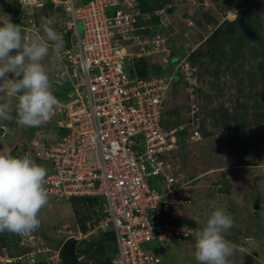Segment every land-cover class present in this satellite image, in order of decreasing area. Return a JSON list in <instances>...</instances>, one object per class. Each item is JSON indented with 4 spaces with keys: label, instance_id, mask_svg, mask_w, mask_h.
<instances>
[{
    "label": "built area",
    "instance_id": "built-area-1",
    "mask_svg": "<svg viewBox=\"0 0 264 264\" xmlns=\"http://www.w3.org/2000/svg\"><path fill=\"white\" fill-rule=\"evenodd\" d=\"M51 1L70 16L68 27L75 38L64 52L74 97L62 106L65 120L59 126L68 133L44 153L52 162L44 182L48 197L106 199V217L99 228L107 233L112 226L115 232L112 264H161L158 253L164 244L184 243L195 233L186 217L193 198L172 155L181 148L184 127L163 125L173 76L133 77L125 72V60L134 63L165 52L162 61L169 64L165 33L147 24L150 16L140 11L136 0H90L79 6L75 0ZM22 4L28 22L36 27L32 11L43 3ZM188 66L183 61L176 69L183 76ZM189 76L192 73L185 78ZM197 111L193 103L191 114ZM190 137L197 140L201 135L194 131ZM185 226L191 231H181ZM34 240L23 238L21 245L29 242L34 249L18 256L4 249L0 263L36 264L43 247ZM149 243L155 249L144 247ZM50 258L60 263L59 252Z\"/></svg>",
    "mask_w": 264,
    "mask_h": 264
},
{
    "label": "rangeland",
    "instance_id": "rangeland-1",
    "mask_svg": "<svg viewBox=\"0 0 264 264\" xmlns=\"http://www.w3.org/2000/svg\"><path fill=\"white\" fill-rule=\"evenodd\" d=\"M16 1H20L22 10V3L27 0H5L0 5V15L7 14L15 24ZM75 4L80 5L78 0ZM172 4L179 5L174 15L166 17L163 14V21L173 29L169 39L171 50L173 52L174 45L183 46V52L191 55L201 47L206 48V40L219 25L239 19L242 10H257L260 19L264 15V0H173ZM111 9L108 12L113 14L115 10ZM234 10L236 17L229 16L228 13ZM32 12L36 23L42 22V18L51 21L53 17L56 22L50 26L62 34L63 41L71 40L70 33H61L63 23L68 20L62 5L55 7L50 2L44 7L34 6ZM78 26L83 34V23L79 22ZM262 28L264 33V20ZM236 41L238 38L211 58L200 54L193 56L194 61H189V66L183 71L182 81L172 85L166 103L164 127H184L183 145L172 155L180 166L178 174L193 198L194 204L186 210V217L195 226V233L184 243L164 244L159 254L162 264H198L194 255L196 231L206 225L217 208L226 210L234 218V226L223 234L235 246L233 255L229 257L230 264H264V167L259 166L264 163V75L254 66L249 54L244 60H238L232 51L236 48ZM42 63L48 71L53 94L62 100L64 96H58V83L64 80L59 76L64 59H52L50 48L49 56ZM178 63L173 61V64ZM125 72L135 77L130 60H125ZM187 73H192V76L186 80ZM179 80L178 77L175 82ZM16 102L17 98H12L13 118L0 119V128L6 126L8 133L7 139L0 140V152L10 154L21 148L19 152L26 151L48 174L52 172V162L44 158V153L67 133L58 126L59 121H64V115L55 112L49 121L39 127L23 128L16 123ZM193 103L199 108L196 119L194 115H189ZM176 114L182 125L175 126ZM194 131L200 132V139H191ZM45 133H50V136ZM27 135L32 136L31 143L21 144L20 139L28 141L25 139L29 138ZM95 200V204L92 201L90 203L93 204H90L82 200L48 198V204L38 215L40 227L32 232L37 235L33 236L34 241L42 243L41 251L47 253L46 257L55 254L70 237L89 242L100 238L99 226L106 217V199L96 197ZM81 223L87 227L85 232ZM110 230L113 231L112 226ZM22 237L30 236L20 237L6 231L0 233V251L4 248L9 254L15 252L16 243ZM102 237L105 247L110 249L115 241L107 234H102ZM144 247L155 249L153 243ZM95 252L91 250L87 258L80 257L82 263L100 264L104 258ZM110 252L116 250L110 249ZM41 264L47 262L43 260Z\"/></svg>",
    "mask_w": 264,
    "mask_h": 264
},
{
    "label": "clouds",
    "instance_id": "clouds-1",
    "mask_svg": "<svg viewBox=\"0 0 264 264\" xmlns=\"http://www.w3.org/2000/svg\"><path fill=\"white\" fill-rule=\"evenodd\" d=\"M39 2L43 5L38 7L46 5L45 1H37ZM50 2L52 3L51 0ZM172 11L170 8L169 12ZM161 14H164V11ZM230 14L236 17L234 12ZM8 17L7 14L0 15V119L13 118L12 98H17L14 111L16 123L20 127H39L49 121L55 112L62 113L65 120L62 106L74 97L72 83L68 98L59 102L51 90L50 77L42 61L49 56L51 48L52 59H64V68L62 65L59 75L71 80L70 65L64 55L74 44L75 38L74 30L68 27L70 16L63 23L61 32L70 33L71 40L66 42L63 41L62 34L50 26L56 22L54 18H51L52 22L42 18L39 23L32 18L36 25L33 28L28 19L21 25L13 23ZM260 17L264 20V15ZM28 28L32 30L29 31ZM5 127L2 125L0 128V134L4 136L8 135ZM66 130L68 133V129ZM25 139L28 141L20 139V143H31V137ZM24 153L26 151L15 153L13 156L0 152V233L8 231L18 235H30L40 227L38 215L48 204V192L44 187L47 170ZM259 166L264 167V163ZM187 189L189 191L188 187ZM233 226L234 218L226 210L217 208L212 212L206 225L196 231L194 255L198 264H230L229 257L233 255L235 246L226 240L223 234ZM181 231L189 232L191 229L185 226ZM57 251L60 249L55 252Z\"/></svg>",
    "mask_w": 264,
    "mask_h": 264
},
{
    "label": "trees",
    "instance_id": "trees-1",
    "mask_svg": "<svg viewBox=\"0 0 264 264\" xmlns=\"http://www.w3.org/2000/svg\"><path fill=\"white\" fill-rule=\"evenodd\" d=\"M3 1L5 0H2V2H0V5L3 4ZM34 1H45L46 4L50 3V0H34ZM89 1L90 0H78L79 4H85V3H88ZM219 1H223V0H219ZM18 2L20 3V1H16V5H17L16 10L14 7V11H15L14 21L17 24L22 25V24H25V20L27 21V16H26L27 14L21 10V5ZM136 3L142 13L148 14L150 16L148 23L151 24V26H153L157 31H163L165 33L163 35L167 39L165 46L168 51L170 50L169 51L170 57L168 58L169 64L167 65H165L162 61L166 56L165 52L159 53L151 57H144V58L135 60V62L133 63V70H134L135 76L140 77V78H147L151 75H154V76L167 75L169 72L168 75L173 76V84H178L179 82L182 81L180 72L178 69H176V67L180 63H182L183 61L185 63H189V61L193 62L194 61L193 56H195L196 54H200L203 57L211 58L213 54L217 55L219 52L223 51L225 46H227V44L235 38H238V41H236L237 43L235 46L236 48H233L232 51L233 53L237 55L238 60L239 59L244 60L246 57H248V54H249L252 60L254 61L253 62L254 66L258 70H260L264 75V33H263V28H262V20L258 17L257 10L254 11L253 9H249V8L248 10L247 9L242 10L241 11L242 15L236 21L223 22L221 25L218 26V29L206 40V42H208L206 44V48L201 47L200 50H198L196 53H193L191 55L190 53L183 52V46L177 47L176 45H174L173 52H172L171 46L169 44V39L170 37H172L171 33L173 32V29H172V26L169 27V24L163 21L164 15L159 13L160 11H164V14H166V17L170 15L172 16L177 10V7L179 6L178 4H172L173 0H136ZM165 6H168V7L164 9ZM170 8L173 9V13L169 12ZM39 22L40 21H38V23ZM42 32H43V29H42ZM174 60L179 61V63L173 64ZM237 63L240 64L239 62ZM178 77L180 80L178 82L177 81L175 82V80H177ZM191 111H192V107L189 112V115H191ZM198 112H199V108H198L196 115H198ZM196 115L194 116L195 119H196ZM176 119H177V122H176L177 124L175 126L182 125L180 122L179 115L177 114H176ZM262 121L264 122V119ZM22 136L24 137L25 134H23ZM28 137H31V136H28ZM7 138H8V135L4 136V134H0V140H5ZM181 142H184V141H181ZM181 144L183 145V143ZM20 150L21 149H16L14 150L13 153H10V154L12 155H14L15 153L17 154ZM48 198H53L56 200L61 199L59 197H48ZM95 199L96 197H79V198H74L73 201L82 200L83 202L86 201L89 203L90 201H92L95 204L97 202ZM93 203H90V204H93ZM81 225H82L81 226L82 230L85 232L87 229L86 225L84 223H81ZM102 234L110 235L113 241H115V243L113 244V246L110 247V249H115L117 252L115 232L114 231L112 232L109 231L107 233L101 232L100 238L96 241L89 242V241L84 240L80 242L81 243L80 246L79 247L77 246L78 257L86 256L87 258V255L89 254V252L91 250H94L96 251L95 253L101 254L104 258V260L100 261V264H112L113 254H116V252H110V249L105 247V244L103 243L104 238L102 237ZM19 236L21 237V235ZM27 236H37V235L31 233L30 235H27ZM22 239L23 237L20 240L18 239V242L16 243L17 250H15V252L13 253H10L9 254L10 256L12 257L18 256L19 254H24L34 249V247H32L29 242L27 245L22 246L21 245ZM37 242L38 244H40L39 245L40 247H43L40 241H37ZM4 251H5L4 248L2 249V251H0L2 255H4L5 253ZM46 254L47 253L43 252L37 255V264H41L43 260H45L47 264H53V261L50 260V257L52 255H50L49 257L48 256L46 257ZM59 264H62V263H59ZM80 264H87V263H84V262L82 263L81 261Z\"/></svg>",
    "mask_w": 264,
    "mask_h": 264
},
{
    "label": "water",
    "instance_id": "water-1",
    "mask_svg": "<svg viewBox=\"0 0 264 264\" xmlns=\"http://www.w3.org/2000/svg\"><path fill=\"white\" fill-rule=\"evenodd\" d=\"M79 241L75 237H70L62 244L59 251L62 264H80L81 260L77 255Z\"/></svg>",
    "mask_w": 264,
    "mask_h": 264
},
{
    "label": "crops",
    "instance_id": "crops-1",
    "mask_svg": "<svg viewBox=\"0 0 264 264\" xmlns=\"http://www.w3.org/2000/svg\"><path fill=\"white\" fill-rule=\"evenodd\" d=\"M81 22V21H80ZM63 68H64V64H63ZM60 77H62L61 75H59ZM62 78H64V80L62 81V82H59L58 83V86H59V91H60V93H58V96H60L61 94L64 96V98L62 99V100H59L58 99V101L59 102H61V101H64L66 98H68V96H69V93L71 92V80H69V78L68 77H62ZM53 115V114H52ZM48 129V128H47ZM46 129V130H47ZM61 129H63V128H61ZM45 130V131H46ZM63 130H66V129H63ZM67 131V130H66ZM45 135L47 136H50V133H45ZM65 135V134H64ZM63 135V136H64ZM32 137V136H31ZM60 138H62V136L60 137Z\"/></svg>",
    "mask_w": 264,
    "mask_h": 264
},
{
    "label": "bare ground",
    "instance_id": "bare-ground-1",
    "mask_svg": "<svg viewBox=\"0 0 264 264\" xmlns=\"http://www.w3.org/2000/svg\"><path fill=\"white\" fill-rule=\"evenodd\" d=\"M110 9H111V8H110ZM111 10H113V8H112ZM111 12H112V11H111ZM113 13H114V12H113ZM151 22H152V21H151ZM151 22H150V23H151ZM147 23H148V22H147ZM148 24H149V23H148ZM149 25H151V24H149ZM186 72H187V71H186Z\"/></svg>",
    "mask_w": 264,
    "mask_h": 264
}]
</instances>
